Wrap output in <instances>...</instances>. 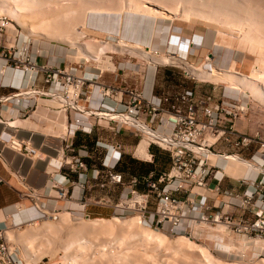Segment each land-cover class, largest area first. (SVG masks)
Wrapping results in <instances>:
<instances>
[{
  "label": "rangeland",
  "instance_id": "374dc122",
  "mask_svg": "<svg viewBox=\"0 0 264 264\" xmlns=\"http://www.w3.org/2000/svg\"><path fill=\"white\" fill-rule=\"evenodd\" d=\"M20 1H18L19 5L21 4ZM147 1L148 0H65V1L35 0L29 4H26L27 6L25 5V7L27 9H24L25 10V11L23 10L24 12L22 10L20 12L22 18L26 19V20L24 19L26 22V26H27L26 27L11 20L9 14H7V12L4 9H2L8 6H2L1 5L2 1L0 0V52H2V49L4 47L5 57L10 58L11 55L14 53V49H18L19 47H21L22 49H27L30 54L37 57H43L42 54L50 53L58 58H62V57L68 58L67 61L69 65L79 66V64H82L83 67L80 68L81 74L88 72L93 74L103 73L104 76L105 75L113 76L119 72L120 75L123 76V74H126L128 71L134 72V70L131 69L127 70L125 68L124 69L120 68L127 61H131L134 64V66H136L137 68L136 70H140L143 68L147 70L148 68H152V65L150 64L151 62L149 61V59H146L144 56L140 55L139 53L136 52L132 53L130 49L126 47L124 48L125 50L120 47L119 48L116 47L117 49L114 50L107 49L106 46L104 45V44L107 45V42L109 40L108 38L110 32H108L109 30L107 29H112L111 34L112 35L114 34L113 36L116 37L123 36L127 32L130 33L132 32V35L135 36L134 38H138L141 40L150 39V36L154 38V35L156 38H158L157 36L162 35V49L161 48L160 49L167 51V49L165 48L166 46H164L165 45L164 42L166 40L164 41L163 39H165L166 37L165 35L169 31V25L173 23L175 24L178 23L182 25L184 24L196 25L206 31L219 30L223 32L221 33L223 34V36L226 33L224 37H226L229 40L231 47L236 50L237 58H238L236 60L237 61L236 65L232 66V68L235 67V69L241 72L242 74L251 75L254 71H259L260 70L259 68L262 66V64L264 65V46H263L264 45V24H263L264 0H232V2H230L231 0H214L213 7H215L219 11L217 15L209 16L211 14L209 12L210 9L209 7L207 8L206 6V8L205 7L202 8V10L203 11L205 10L204 12H206V14H204L205 15L204 17L193 14V16H191V19H188V16L182 12L183 10H186L189 7V4L186 3L184 0H166V2L165 0H149L155 4L153 3L149 4V2ZM182 1L184 2L181 3ZM176 2H178L180 5L178 3L176 4ZM5 4L6 5L10 4L11 6L14 5V3L12 2L10 3L9 0H6ZM17 4L18 3L16 2V5ZM147 6L151 8H155L158 11H162L163 14L162 13L156 14L151 12L149 14L147 13L149 15L148 16L147 14L137 13L138 12L136 11L137 9H145ZM185 6L188 7L185 8ZM95 8L101 9L103 11L108 10V12H111L112 14L107 15L104 13H90ZM225 11H228V13H230L229 19L222 15V12L226 13ZM245 13L248 16H245ZM106 15L109 17H107ZM153 15H155V17ZM95 17L96 19H94ZM239 18L246 19L245 22L240 25V27L234 22L240 20ZM259 24L261 26H259ZM81 32L83 34H79ZM249 33L252 37L248 35ZM82 35H87V38H84L82 40L81 38ZM77 36H80L81 39H79V42H74L76 40L73 38H77ZM88 36L92 38L89 39ZM67 37L70 38L71 42ZM256 38L260 39L259 42L262 43L261 44L262 46H260V50L258 53L255 52V48H254L255 44H252L254 43V41L256 42L257 40ZM81 41H83L85 44L82 45ZM84 45L86 46V48L88 46V49H90L88 50L90 53L89 54L90 57L85 56L82 52L79 51L80 48L78 46L84 47ZM102 47H105L106 51L104 52L101 51ZM49 48H51V52L48 51L50 50ZM154 51H157V49L155 48ZM99 53L102 54L100 55ZM94 55L97 57L95 58ZM186 61L196 67H200V68L203 67L200 66L199 64H194L190 62L188 58L187 60L178 58L174 62L172 61L170 63H159L157 65L156 67L157 70H165L166 72H169L168 70L174 71L173 73L172 72L168 73L165 77H162V95L174 94L189 89L194 91V93L198 97L211 96L213 100H219L220 102L222 101H226L230 103L239 102L245 104L248 107V111L247 113L242 114V118L237 122L238 127L240 129H243L245 125L248 126V128H250V126L252 125V126H261L264 128V102L262 100L258 99L253 94L249 93V91H247L246 88L245 89L243 87L241 89L240 87L236 88V86L238 85L236 84L233 85V83H231L232 81L225 82L222 80L220 81L212 80L209 78L207 79V77L197 76L186 66ZM232 68L231 66H227L224 68L216 67V69L221 70L220 72H225V70L229 71ZM263 83L262 85L264 86ZM125 86H127L126 83L122 85V87ZM51 104L58 106L55 103H51ZM36 107L37 106L35 104L33 107H30L29 110L36 109ZM44 107L48 108L49 110H56L52 106H44ZM50 112L51 111H48L49 114L46 113L48 115L45 116L46 119L47 118L49 120L50 119L55 120L56 118L61 119V116L60 115L58 116L56 112H54L55 114L54 113L52 114ZM93 117L95 118V116H91V119H93ZM82 123L84 124V121ZM85 128H89V124H87ZM100 128L101 130H98L97 133L93 132L90 134V136L86 135V137L83 139L85 143L88 144L89 147L95 145L99 140L98 138L100 137H102L104 143H110L109 142L111 140L110 131H106L104 125H100ZM48 130L51 134H54L55 136H63L65 134L64 133L65 131H58V130L53 131L50 129ZM131 132L135 134V136L138 135L141 136L140 138L142 140L136 146L135 151H133V153L130 154L123 153L121 155L122 159H120L119 163L112 164L116 170L123 172L125 174L124 176L126 182H128V179L133 174H139L142 177L145 176V172L146 169L148 168V165L153 164V160L155 158L158 159L157 162H154L157 173L161 172V166L163 165H165L166 170L170 167L169 154L154 144H152V146L155 147L154 148L155 150L153 152L151 151V153L154 154L155 157L154 156L152 157L151 153L149 152V148L150 150L152 148V146L149 147V138H148L149 135H147L145 132L141 130L137 131L136 129H132ZM138 139L139 138L136 137V141H138ZM141 145L142 147L145 148L144 151L141 150L143 149L142 147H140ZM101 148L102 149L99 150L97 156L98 158L100 157L98 161L100 162V164L106 163L105 165H108L110 162V158H107L105 154L106 147L102 146ZM220 148L223 151L225 149L223 146L222 147L220 146ZM91 156L92 157H90V155H87L85 159L91 160L93 162L95 156L94 155ZM124 162H126L125 164H127V167L125 166ZM219 162H222L224 167H226L229 162L234 163L233 161H219ZM250 162L252 164L255 163L252 161ZM132 166L135 167L136 172H132L133 170ZM101 167L103 169L105 168V166H101ZM251 169L253 168L252 167L248 168V170ZM142 184L140 185V188L143 189ZM104 191L105 192L107 191L108 195L112 197L111 198L112 202L108 203V205L96 204L95 202L98 201L99 197L97 198L92 196V201H91L92 203L90 204L91 206L90 207L87 206L86 213L84 211L80 212L79 209H77V207L54 208V209L45 208L42 205L41 201L39 203L37 202L38 206H40L41 209L44 210V212H46L43 216H41L40 218L38 217L37 219L31 222H27L21 225H11L9 228H6V231L8 229L11 230L13 229V231L16 233H18V230L20 233L22 232V235L20 234L17 238L18 241L17 240L15 241V239L10 240V242L12 241L11 242V245L13 246L12 248H14V250H16V252H18L20 257H22L23 259L24 255L22 254L24 252L22 245L24 240L22 238L27 237L33 231L32 229L37 230L36 227L43 229L45 225L47 226L48 223L50 222V223L59 224L58 228L59 227L60 228L55 233L51 231L52 233L50 232L51 233L50 234L49 231L46 232L45 230L43 231L44 233L38 230L37 232L33 231L31 233V234L35 233L36 235L39 232V234L36 235L37 236L36 238L40 237L39 240L38 239L35 240V243H38L37 246L35 245V248L38 247L36 248L37 253L32 255L33 256L32 261H35L37 263L32 262V264H68V263L76 264L77 262H78L77 264H85V263L89 264L88 260L90 261V263L92 261V264H132V263L133 264H263L264 263V238L238 235L234 233L230 228H228L224 223L214 222L211 220L209 221L203 220L202 222L204 223L201 225H197L198 222L195 223L192 226V228L188 230V232H178V233L169 232V230L165 229L164 227L159 228L156 227L154 224H152L151 222L152 217H150V219L149 218L144 219L141 217V221L139 220L140 214L138 211L135 210V208H137L136 206L138 205L133 203L134 199L132 198L131 193H129V190L127 189V185L116 186L111 191L108 190H104ZM156 202H157L156 197L152 196L150 202L147 205V209H146L147 215L155 211ZM116 205H118V207H116ZM27 206H32V203L29 202V205ZM21 207L24 208L25 204H22ZM94 211L99 212L100 214H91V212L93 213ZM61 214H66L68 216L69 224L67 221L62 222L60 220ZM83 217L88 219L105 218L108 220V222H106L107 224H104L103 226L99 225L102 228H100L97 225V228L99 229H96L97 230L96 232H95V228H93L92 229V231L94 230L93 232L89 231L91 234H84L85 232L88 233V231L82 229V226L84 229L86 228L85 227L86 225L84 226V223L86 222L83 221L84 220ZM115 218H119L121 221H128V222L131 221V222L129 226L127 225L124 226L122 224L115 223L114 221ZM131 219L132 220L135 219V221L133 220V224L135 222V225L133 226H130L132 224ZM111 220L114 222V224ZM43 224L44 226H42ZM89 224L90 223H87V227ZM90 226L91 224L89 225V227ZM104 226L107 228H104ZM77 227L79 230L77 229ZM139 227L143 228V229L141 228V230L152 229L153 231L162 232L166 234V236L169 239L174 241L173 243H170L171 242L170 240L168 244V240H167L165 242H162V244L159 246L158 242H154V241L151 242L147 238L139 235L137 231L138 229H140ZM72 228L78 230V231L76 230V232H78L79 235L78 239L80 238L82 239L81 242L83 243L88 242L87 243L88 245L87 244L86 245L87 246L90 245L89 246L90 248L89 247L84 248L82 252L83 255H85L86 257L85 256L83 257L81 253V256L83 258L80 259L78 257L76 259L77 260L76 263H75L76 260L75 261L72 260L71 262L70 258L67 259L65 257L66 253L64 251V248L61 247L63 244L62 240L68 239V237L71 234L70 231L72 230ZM45 233L47 234L45 235ZM41 234L44 237L47 235L49 236L48 238L43 237L44 238L43 239ZM134 234L136 235L134 236ZM179 237L191 238V240H193L196 244L202 246L204 245L205 247L209 248L208 250H210V253H212L210 258L214 261L202 256L201 253L198 252L195 248L190 249L189 246H186V244L184 245L183 242L178 243L176 239ZM176 243L179 245V247ZM101 252L104 253L102 254ZM74 254L77 256V252H74ZM212 256L214 257L212 258ZM87 257H88V259H86L87 261L86 260H84L85 262L82 261ZM24 258L25 259L23 260L25 261L26 264H28V262L31 261V259L28 256H25Z\"/></svg>",
  "mask_w": 264,
  "mask_h": 264
},
{
  "label": "built area",
  "instance_id": "2783aa9c",
  "mask_svg": "<svg viewBox=\"0 0 264 264\" xmlns=\"http://www.w3.org/2000/svg\"><path fill=\"white\" fill-rule=\"evenodd\" d=\"M4 53L3 47L0 59L6 61L5 65L16 70L31 72L34 76L42 74L44 83L49 88L42 92L34 90L32 87L35 83L32 82L30 89L14 94V98L21 101V97L30 98L34 93L55 99L63 110L84 113L83 117L85 122L89 123V128H85L83 123H78L74 129L67 130L68 132L64 134L66 140L70 136H75L78 131L91 134L96 127L94 120H89L91 116L105 120L109 125L115 124L119 128L140 131L136 125L128 121L133 119L145 123L155 132L153 138L148 136L149 146L157 145L169 154L171 166L168 171L158 177L155 172L143 177L133 175L128 182L124 173L116 170L112 164L104 163L105 176L103 178L96 176L98 187L111 191L116 186L127 185L134 199L133 203L138 205L135 210L139 212V216L144 219L152 217V224L159 228L164 227L169 232H188L195 223L211 220L224 223L238 235L264 238V136L260 133L247 134L239 129L237 122L242 118V114L248 111L245 104L220 102L213 100L211 96L198 97L189 89L162 95V98L156 99L147 96L138 87L128 85L108 87L104 92L105 96L111 97L114 103L109 110L104 107L94 110L84 106L80 108L79 100L85 97V86L96 77L87 75L86 72L81 74L82 64L57 66L50 62L40 63L37 60L39 57L21 47L14 49L10 58H6ZM11 143L15 150L23 151L24 154H36L37 149L32 141L15 139ZM220 146L232 147L235 150L234 154L248 161H255L256 157L262 160V163H258L262 165L261 170H252L257 174L256 178L239 179V185L245 186L242 192L226 191L230 199L223 206L240 208L242 213L239 215L223 212L221 209L214 211V206L209 200L198 199L193 194L195 187L209 189L212 180L217 181L214 189L217 192L222 191L224 174L212 157L221 158L233 153L224 152ZM69 147L70 145H66L64 154ZM114 148L121 151L120 144L115 145ZM243 152H251V154L244 157L241 155ZM87 155L84 153L63 157L60 166L79 173L80 177L85 175L77 183L82 193L86 189L85 182L88 178V164L85 160ZM5 183H7L6 179L0 175V186ZM141 184L143 189L140 188ZM179 191L185 196H181ZM19 194L21 202L28 200L41 214L46 213L37 204L40 202L37 191L29 188L19 191ZM67 196L68 192L61 188L59 197ZM152 196L156 197V209L147 215V205ZM110 202H112L111 197H100L95 203L108 205ZM91 203V201L83 202L84 210ZM0 264H26L12 248L6 228H0Z\"/></svg>",
  "mask_w": 264,
  "mask_h": 264
},
{
  "label": "crops",
  "instance_id": "0c3cea01",
  "mask_svg": "<svg viewBox=\"0 0 264 264\" xmlns=\"http://www.w3.org/2000/svg\"><path fill=\"white\" fill-rule=\"evenodd\" d=\"M216 31L214 33L212 30L206 31L196 25L173 23L169 25V31L165 35V39H163L164 41L166 40L164 46H166L167 51L161 50L162 35L157 36L158 38L155 37L153 49L156 48L157 51L163 53H182L187 56L190 62L210 70L216 67L231 66L232 68V66L236 65V60L238 59L236 50L231 47L229 40L224 37L226 33L223 36L221 34L223 33L222 31ZM49 49L48 51L51 52V48ZM42 56L37 58L40 63L50 62L57 66H69L68 58H58L50 53L42 54ZM131 63V61H127L120 67L134 70V72L128 71L123 76L119 72L113 76L87 72V75L93 74V77H96L90 80L84 88L85 97L79 100L81 108L84 106L91 110L103 107L108 110L111 109L114 106L113 100L111 97L105 96L104 92L108 87H122L124 83L127 86L138 87L147 96L156 97V99L162 98V77L174 71L157 70V66L155 67L151 63L152 68L136 70V66ZM5 64L6 61L0 59V175L7 181V183L0 186V228L21 225L38 217L40 218V211L33 206H27L29 202L26 200L21 202L19 191H25L29 188L37 191L45 208L52 209L77 207L82 212L83 210L79 205H83L85 201H92V196L97 198L111 197L107 191L105 192L104 189L97 185L96 176L99 175L101 178L105 176V170L101 167L104 166V163L100 164L98 161L100 159V157H97L98 152L102 149V146H105V154L107 158H110L109 163H116L122 159L121 155L123 153L130 154L135 151L136 146L142 140L141 136H135L127 128H119L115 124L109 125L105 120H98L94 117L89 119L90 121L94 120L96 123L92 133H97L98 130H101L100 125H104L106 131H110V143H104L102 137H100L95 145L89 147L83 139L86 135L90 136V134L82 131H78L75 136H70L67 140L64 135L55 136L51 134L48 129L67 133L70 129H74L78 123L84 121L85 126L89 123L85 122V118L78 111L63 110L55 99L49 97L32 93L30 98L21 97V101H18L17 98L13 97L14 94L24 91L25 88L26 90L30 89L32 82L35 83L34 87H32L34 90L42 92L49 88L44 83L42 74L34 76L31 72L16 70ZM51 103H55L58 106ZM35 104L37 106L36 109L29 110ZM44 106H52L56 110H49ZM48 111H51L50 113L52 114L56 112L58 116H61V119H50L51 121L48 118L46 119L45 116L49 114ZM240 130L247 134L260 133L264 136V128L261 126L251 125L248 128L245 125ZM136 137L139 138L138 141H136ZM15 139L26 142L32 141L33 146L37 149L36 154L27 155L23 151L15 150L11 146L12 140ZM117 144L121 145L120 152L114 148ZM66 145H70V147L65 150L64 154ZM224 148L226 153H235L232 147L225 146ZM149 152L151 153L150 148ZM84 153H87L90 157L94 155L95 159L93 162L85 159L88 164V178L85 182L86 189L82 193L77 183L85 175L80 177L79 173L70 171L68 167L60 166L64 159L63 157ZM250 154L251 152L241 153L244 157ZM151 155L153 154L151 153ZM213 161L217 163L218 168L224 174L222 191L217 192L214 189L217 181L212 180L209 183V189L195 187L193 190L194 197L209 200L214 206V211L221 209L223 212L241 214L242 210L238 207L223 206L230 199L226 191L242 192L245 186L239 185V179L244 177L256 178L257 174L252 171L255 169L248 170L242 164L239 165L232 162H229L224 167L223 163L219 162L217 158H213ZM252 162L258 164L262 160L260 157H256L255 161ZM258 165L260 166V164ZM169 169L170 167L166 171ZM61 188L68 192L67 197H59ZM179 193L181 196H185L183 192L179 191ZM22 204H25L24 208L21 207ZM85 208L84 212L86 213L87 207ZM91 214L100 213L94 211Z\"/></svg>",
  "mask_w": 264,
  "mask_h": 264
},
{
  "label": "bare ground",
  "instance_id": "6f19581e",
  "mask_svg": "<svg viewBox=\"0 0 264 264\" xmlns=\"http://www.w3.org/2000/svg\"><path fill=\"white\" fill-rule=\"evenodd\" d=\"M2 2H1V5L2 6H8V7H5V8H2V9H4L6 12H7V14H9V16H10V18H11V20L13 21V22H17V23H19V24H21L22 26H26V22H25V20L22 18V16L20 15V12H21V10L23 11L24 9H27L26 7H25V5L26 4H29V3H31V2H33V1H35V0H9L10 1V3L12 2V3H14V5L13 6H11L10 4H8V5H6L5 4V1L6 0H1ZM18 1H20V5H19V2ZM60 1V0H59ZM65 1V0H64ZM186 3H188L189 4V7L188 6H185V8L186 7H188V9H186V10H183L182 12L184 13V14H186L187 16H188V19H191V16H193V14H195V15H197V16H202V17H204L205 15L204 14H206V12H204L203 10H202V8H206V6H207V8L209 7V9H210V15L209 16H212V15H217L218 14V10L215 8V7H213L214 6V0H184ZM184 1H182L181 3H183ZM16 2L18 3L17 5H16ZM40 2V1H39ZM147 2H149V4L150 3H153V2H151V1H147ZM165 2H166V0H165ZM175 2V1H174ZM178 2H180V1H178ZM178 2H176V4L178 3ZM230 2H232V0L230 1ZM234 2V1H233ZM7 3V2H6ZM227 3H229V2H227ZM40 4V3H39ZM69 4V3H68ZM68 4H67V6H68ZM73 4V3H72ZM153 4H155V3H153ZM179 4V3H178ZM37 5V4H36ZM180 5V4H179ZM186 5V4H185ZM27 6V5H26ZM33 6V5H32ZM225 6V5H224ZM227 6V5H226ZM236 6V5H235ZM241 6V5H240ZM245 6V5H244ZM136 7V6H135ZM139 7V6H138ZM180 7V6H179ZM229 7V6H228ZM145 8V7H144ZM184 8V9H185ZM225 8V7H224ZM232 8V7H231ZM244 8V7H243ZM254 8V7H253ZM228 9V8H227ZM25 11V10H24ZM23 11V12H24ZM27 11H29V10H27ZM51 11V10H50ZM72 11V10H71ZM136 11H138L137 13H142V14H149V13H151V12H153V13H156V14H158V13H162V11H158V10H156L155 8H151V7H149V6H147L145 9H137ZM237 11H238V9H237ZM250 11V10H249ZM248 11V12H249ZM63 12V11H62ZM107 12V13H106ZM113 12V11H112ZM120 12V11H119ZM124 12V11H123ZM226 13H223L222 12V15L223 16H225V17H227L228 19L230 18L229 16H230V13H228V11H225ZM90 13H104V14H112L111 12H108V10H106V11H103V10H101V9H98V8H95V9H93ZM238 13V12H237ZM255 13V12H254ZM24 14V13H23ZM89 14V13H88ZM115 14V13H114ZM121 14V13H120ZM119 14V15H120ZM124 14V13H123ZM147 14V15H148ZM163 14V13H162ZM239 14V13H238ZM248 14V13H247ZM106 15V16H107ZM152 15V14H151ZM261 15V14H260ZM99 16V15H98ZM97 16V17H98ZM117 16V15H116ZM149 16V15H148ZM154 17H155V15H153ZM245 16H248V15H246V13H245ZM244 16V17H245ZM55 17V16H54ZM80 17V16H79ZM101 17H102V15H101ZM107 17H109V16H107ZM111 17V16H110ZM157 17V16H156ZM56 18V17H55ZM114 18V17H113ZM148 18V17H147ZM71 19V18H70ZM94 19H96V17L94 18ZM93 19V20H94ZM99 19V18H98ZM97 19V20H98ZM128 19V18H127ZM140 19H141V17H140ZM240 20H237V21H234L239 27H240V25L241 24H243L244 22H245V20L246 19H243V18H239ZM242 19V20H241ZM49 20V19H48ZM52 20V19H51ZM100 20H101V18H100ZM103 20V19H102ZM143 20H144V18H143ZM56 21V20H55ZM65 21V20H64ZM158 21V20H157ZM44 22H45V20H44ZM43 22V23H44ZM95 22H96V20H95ZM103 22V21H102ZM131 22V21H130ZM90 23V22H89ZM92 23V22H91ZM42 24V23H41ZM86 24V23H85ZM147 24V23H146ZM263 24H264V22H263ZM107 25V24H106ZM134 25V24H133ZM143 25V24H142ZM259 26H261L260 24H259ZM27 27V26H26ZM152 27V26H151ZM71 28H72V26H71ZM107 28V27H106ZM157 28V27H156ZM156 28H155V30H156ZM92 29V28H91ZM133 29V28H132ZM146 29V28H145ZM258 29V28H257ZM35 30V29H34ZM107 30H109L108 32H110L109 33V40H108V42H107V45L106 44H104L105 46H106V48L107 49H117L116 47H120V48H129L130 49V51L133 53V52H136V53H139L140 55H142V56H144L146 59H149V61L151 62V64H153V66H157L159 63H170V62H174L176 59H178V58H182V59H184V60H187V56H185L184 54H182V53H177V52H171V53H169V52H167V53H163V52H161V51H154V49H153V45H154V40H155V35H154V38L152 37V36H150V39H138V38H134L135 36H133L132 35V32L130 33V32H127V33H125L123 36H120V37H116V36H113L111 33H112V29H107ZM138 32V31H137ZM156 32V31H155ZM212 32H217L216 30H212ZM211 32V33H212ZM250 32V31H249ZM79 34H83L82 32L81 33H79ZM78 34V35H79ZM59 35V34H58ZM108 35V34H107ZM249 36H251L250 35V33L248 34ZM247 35V36H248ZM49 36V35H48ZM76 36V35H75ZM51 37V36H50ZM70 37V36H69ZM74 37V36H73ZM72 37V38H73ZM137 37V36H136ZM252 37V36H251ZM250 37V38H251ZM60 38V37H59ZM63 38V37H62ZM65 38V37H64ZM68 38V37H67ZM71 38V39H72ZM82 40L84 39V38H87V35H82ZM80 38V36H77V38H73V39H75L76 41H74V42H79V39H81ZM88 38L89 39H91L90 38V36H88ZM144 38V37H143ZM250 38H249V40H250ZM255 38V37H254ZM253 38V39H254ZM50 39V38H49ZM69 40H70V38H68ZM72 39V40H73ZM107 39V38H106ZM257 39V38H256ZM252 40V39H251ZM258 40V41H257ZM256 40V42L254 41V43H252V44H255L254 45V48H255V52H259V50H260V46H262L261 44L262 43H260L259 42V40L260 39H257ZM70 42H71V40H70ZM73 42V41H72ZM83 41H81V44L83 45V44H85L84 42L82 43ZM75 44V43H74ZM81 44H79V45H81ZM103 45V46H104ZM72 46H73V44H72ZM144 48H143V47ZM264 46V45H263ZM74 47H75V45H74ZM80 49H79V51L80 52H82L85 56H88V57H90L89 56V51L88 50H90V49H88V46H87V48H86V46L84 45V47L82 46V47H80V46H78ZM112 50V51H113ZM125 50V49H124ZM101 51H106L105 50V47H102V49H101ZM98 53V52H97ZM106 53V52H105ZM100 55L102 54V53H99ZM94 57L96 58L97 56H95L94 55ZM99 58V57H98ZM102 58V57H101ZM94 59V58H93ZM184 65V64H183ZM185 66V65H184ZM186 66L194 73V74H196L197 76H200V77H207V79L209 78V79H212V80H222V81H227V82H230V81H232L231 83H233V85L234 84H236V85H238V86H236V88L237 87H240V89L243 87L244 89L246 88V90L247 91H249V93H251V94H253L255 97H257L258 99H260V100H262L263 102H264V86L262 85V83L264 82V65L262 64V68L260 67L259 69V71H254L251 75H247V74H242L241 72H239L238 70H236L235 68H232V69H230L229 71H226L225 69V72H220L221 70H219V69H216V68H214V69H204L203 67L202 68H200V67H196V66H194V65H192V64H190L189 62H187L186 61ZM256 74V75H255ZM93 77V76H92ZM263 81V82H262ZM264 84V83H263ZM24 91H26V89H24ZM25 93V92H24ZM248 100V99H247ZM80 108H81V106H80ZM79 114H81V115H84V113H82V112H79ZM130 123H132V124H134V125H136L141 131H143V132H145L147 135H149V136H151V137H153L152 135H154L155 134V132L148 126V125H146L145 123H143V122H136V121H134L133 119H129L128 120ZM82 123V122H81ZM84 125V127H85V124H83ZM140 147H142V145L140 146ZM143 149H141L142 151H144L145 150V148L144 147H142ZM38 156V155H37ZM212 158H215V157H212ZM219 161H233L234 163H237V164H242L243 166H245L246 168H249V167H252V168H254L256 171H259V170H261V168H262V165L260 164V166L255 162L254 164H252L250 161H248V160H246V159H244V158H242V157H240V156H238V155H236V154H232V155H226L225 157H221V158H219V157H216ZM215 158V159H216ZM262 163V162H261ZM257 165V166H256ZM80 206V208L84 211V206L83 205H79ZM37 210H38V208H36ZM39 211V210H38ZM82 211V212H83ZM39 214H40V217L41 216H43V214H41V212H39ZM67 214V213H66ZM66 214H61V221L62 222H68V216L66 215ZM84 218V217H83ZM139 220L141 221V216H139ZM132 220V219H131ZM134 221H135V219H133ZM133 220H132V224L130 225V226H133V225H135V222H134V224H133ZM138 220V219H137ZM60 221V222H61ZM84 222H86V223H84V226L86 227L85 229L83 228V226H82V229L83 230H87L88 231V233L87 232H83L84 234H91L90 232L92 231V229L93 228H95V232L97 231L96 229H99V228H97V225L99 226V225H101V226H103L104 224H107L106 222H108V220L107 219H105V218H98V219H88V218H84V220H83ZM112 221V220H111ZM114 221H115V223H119V224H122V225H127V226H129V224H130V222H128V221H121L119 218H115L114 219ZM139 221V222H140ZM113 222V221H112ZM137 222V221H136ZM47 223V222H46ZM82 223V224H83ZM87 223H90L91 224V226L89 227V225H88V227H87ZM110 223V222H109ZM204 222H202V221H199L198 222V224L197 225H201V224H203ZM63 224V223H62ZM68 224H69V222H68ZM113 224H114V222H113ZM58 225L59 224H55V223H48V225L46 226L45 225V227L42 229V228H39V227H36L37 228V230L38 231H40V232H43L44 230L47 232V231H49V233L52 231L53 233H55L59 228H58ZM65 225V224H64ZM42 226H44V224L42 225ZM61 226V225H60ZM75 226V225H74ZM74 226H72V227H74ZM96 226V227H95ZM109 226V225H108ZM110 226H112V225H110ZM113 226H116V225H113ZM100 227V226H99ZM100 228H102V227H100ZM104 228H107V227H105L104 226ZM131 228V227H130ZM140 229H138L137 231H138V233H139V235H141V236H143V237H145V238H147L148 240H150L151 242H158L159 243V246L162 244V242H165V241H167L168 240V244H169V241L171 240V239H169L167 236H166V234H164V233H162V232H157V231H153L152 229L151 230H148V229H145V230H141V228L142 227H139ZM71 229V228H70ZM77 229H78V227H77ZM77 229H73L72 228V230L70 231V236L68 237V239H63L62 240V246L61 247H63L64 248V251H65V253H66V258L67 259H71V262H72V260L73 261H75L78 257L81 259V258H83L85 255H83V250H84V248H87V247H89V246H87L88 244V242L87 243H83V242H81L82 241V239L80 238V239H78V237H79V235H78V232H76V230ZM143 229V228H142ZM211 229H213V228H211ZM15 230V229H14ZM34 232H37V230L35 229H32ZM79 230V229H78ZM77 230V231H78ZM101 230V229H100ZM103 230V229H102ZM140 230V231H139ZM22 231V230H21ZM32 231V232H33ZM90 231V232H89ZM94 231V230H93ZM92 231V232H93ZM27 232V231H26ZM31 232V233H32ZM51 232V233H52ZM80 232V231H79ZM94 232V233H95ZM29 234L27 237H24V238H22L23 240H24V242H23V245H22V247H23V254L22 255H24L23 256V259H25L24 257L25 256H28L30 259H31V261H29L28 262V264H32V262L33 263H37V262H35V261H32L33 260V256L32 255H34V254H36L37 253V251H36V248H38V247H36L35 248V245L37 246V244L38 243H35V240L36 239H38L39 240V238H36L37 236L36 235H38L39 234V232H38V234H36L35 235V233L34 234ZM44 233V232H43ZM50 233V234H51ZM106 233V232H105ZM113 233V232H112ZM22 235V232L20 233L19 232V230H18V233H16V232H14L13 231V229L11 230V229H8L7 230V236H8V238H9V240H11V239H15V241L17 240V238H18V236L19 235ZM24 234V233H23ZM47 233H45V235H46ZM59 234V233H58ZM131 234V233H130ZM52 235H55V234H52ZM78 235V236H77ZM97 235V234H96ZM136 234H134V236H135ZM215 235V234H214ZM218 235V234H217ZM26 236V235H25ZM41 236H42V234H41ZM48 236L49 235H47V236H45V237H47L48 238ZM95 236V235H94ZM131 236V235H130ZM138 236V235H137ZM44 236H42V238H43ZM44 237V238H45ZM140 237V236H139ZM41 238V239H42ZM43 238V239H44ZM50 238H51V235H50ZM118 238H120V237H118ZM117 238V239H118ZM116 239V238H115ZM46 240V239H45ZM48 240V239H47ZM177 240V242L179 243V242H183L184 243V245L186 244V246H189V248L191 249V248H195L198 252H200L201 253V255L202 256H204V257H206L207 259L209 258V259H211L210 257H211V255H212V253H210V250H208L209 248H207V247H205L204 245L202 246V245H198V244H196L193 240H191V238H187V237H179V238H177L176 239ZM253 240V239H252ZM251 240V241H252ZM18 241V240H17ZM64 241V242H63ZM174 241V240H173ZM173 241L171 240V242L170 243H173ZM256 241V240H255ZM259 241V240H258ZM12 242V241H11ZM22 242V241H21ZM40 242V241H39ZM42 242V241H41ZM46 242V241H45ZM52 242V241H51ZM247 242V241H246ZM261 242V241H260ZM43 243V242H42ZM175 243V242H174ZM17 244V243H16ZM16 244H15V246H16ZM87 244V245H86ZM177 244V243H176ZM251 244V243H250ZM21 245V244H20ZM39 245H41V244H39ZM43 245V244H42ZM153 245H154V243H153ZM172 245V244H171ZM178 245V244H177ZM225 245V244H224ZM229 245V244H228ZM157 246V245H156ZM185 246V247H186ZM256 246V245H255ZM258 246V245H257ZM13 247V246H12ZM20 247V246H19ZM47 247V246H46ZM92 247V246H91ZM165 247V246H164ZM178 247H179V245H178ZM177 247V248H178ZM247 247V246H246ZM263 247V246H262ZM261 247V248H262ZM17 248V247H16ZM15 248V249H16ZM90 248V247H89ZM88 248V249H89ZM169 248V247H168ZM183 248V247H182ZM26 249V250H25ZM87 249V250H88ZM115 249V248H114ZM43 250H45V249H43ZM90 250V249H89ZM99 250H101V249H99ZM103 250V249H102ZM106 250V249H105ZM62 251H63V249H62ZM77 252V256L74 254V252ZM92 251V250H91ZM108 251V250H107ZM114 251V250H113ZM72 252V253H71ZM111 252V251H110ZM120 252V251H119ZM41 253V252H40ZM81 253H82V255H83V257L81 256ZM102 253V252H101ZM104 253V252H103ZM102 253V254H103ZM112 253V252H111ZM251 253V252H250ZM85 254V253H84ZM101 254V255H102ZM108 254V253H107ZM181 254V253H180ZM75 255V256H74ZM87 255V254H86ZM116 255V254H115ZM252 255V254H251ZM104 256V255H103ZM107 256V255H106ZM110 256V255H109ZM250 256V255H249ZM86 257V256H85ZM108 257V256H107ZM106 257V258H107ZM214 256H212V258H213ZM86 259H88V257L87 258H85V259H83L82 261H84V260H86ZM112 259V258H111ZM139 259V258H138ZM147 259V258H146ZM184 259H185V257H184ZM105 260V259H104ZM212 260V259H211ZM87 261V260H86ZM212 261H214V260H212ZM211 261V262H212ZM221 261V260H220ZM77 262V260L75 261V263ZM85 262V261H84ZM88 262H89V264H92V261H91V263H90V261L88 260ZM87 262V263H88ZM137 262V261H136ZM155 262V261H154ZM160 262V261H159ZM197 262V261H196ZM68 263V262H67ZM74 263V262H73ZM78 263V262H77ZM76 263V264H77ZM131 263H132V261H131ZM209 263V262H208ZM69 264V263H68ZM86 264V263H85ZM133 264V263H132ZM264 264V263H263Z\"/></svg>",
  "mask_w": 264,
  "mask_h": 264
},
{
  "label": "trees",
  "instance_id": "16d2710c",
  "mask_svg": "<svg viewBox=\"0 0 264 264\" xmlns=\"http://www.w3.org/2000/svg\"><path fill=\"white\" fill-rule=\"evenodd\" d=\"M152 146V145H151ZM155 147L154 146H152V148H151V151L153 152L155 149H154ZM153 156L155 157V155L153 154ZM157 158H155L154 160H153V164H150V165H148V168L146 169V172H145V176H147L149 173H151V172H155V174H156V176L158 177L160 174H162L163 172H166L165 170H166V167H165V165H163V166H161V172H159V173H157L156 172V168H155V164H154V162H157ZM169 161H170V157H169ZM119 163V162H118ZM126 162H124V164H125ZM125 166L127 167V164H125ZM132 172H136V170H135V167H133L132 166ZM120 172V171H119ZM123 173V172H122ZM133 175H137V176H141V175H139V174H133ZM133 175H131V176H133Z\"/></svg>",
  "mask_w": 264,
  "mask_h": 264
}]
</instances>
